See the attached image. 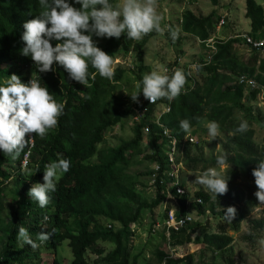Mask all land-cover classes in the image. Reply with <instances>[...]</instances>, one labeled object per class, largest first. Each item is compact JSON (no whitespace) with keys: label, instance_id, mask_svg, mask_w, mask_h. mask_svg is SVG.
<instances>
[{"label":"trees","instance_id":"1","mask_svg":"<svg viewBox=\"0 0 264 264\" xmlns=\"http://www.w3.org/2000/svg\"><path fill=\"white\" fill-rule=\"evenodd\" d=\"M211 1L213 5H217V0ZM67 2L80 7L74 0ZM109 3L114 5V0H109ZM40 11L39 0H0V86L12 74L18 75L24 83L35 78L42 87L48 88L58 103L65 105L63 114L58 118V125L48 130L43 139L33 134L32 146L29 144L17 159L0 152V211L3 210L6 198L3 194L4 183L7 179L14 178L16 185L12 196L16 205L11 218L4 220L0 216V228L6 233L5 245L0 249V264H40L38 261L26 262L28 254L17 252L21 250L17 246L20 227L27 229L38 245L41 243L37 239L38 233L50 234V239L38 248L44 247L54 254L51 264H62L57 259L56 249L63 240H68L71 249L70 264H89L88 253L96 256L91 264H195L192 254L172 257L163 247L156 248L153 257L149 259H145L142 254L131 253L130 242L135 236L132 225H140L144 213L149 212L153 229L158 219L155 209L164 203L165 192L156 184L153 187L154 199L150 202L141 200L136 189L137 177L127 173L126 169L138 156H142V160L148 164H165V148L160 128L151 123L150 132L145 136L148 143L143 145L142 127L145 121L142 120L133 124L131 139L122 140L116 147L100 148L108 128L131 119L133 100L116 92L126 79L128 70L132 69L126 70L116 64L113 67L114 76L109 80L101 77L89 61L88 87L71 80L63 67L55 62L52 71L39 72L31 57L21 54L25 47L21 37L24 22L34 19ZM244 16L250 22L248 33L253 37L264 36V6L257 4L255 0H245ZM169 27L173 29L172 24ZM215 28L213 15L197 16L192 11L185 10L180 17L179 30L198 38L200 42L212 37ZM92 38L96 36L93 35ZM145 41L144 38L136 43V40L128 39L124 33L119 39L106 38L99 48L114 60L117 58L116 50L121 45H125L124 49L133 45L136 65L132 72L139 82L145 73L150 72L141 48ZM51 43L55 46L57 41L53 40ZM238 43L241 40L235 36L216 39V52L210 63L197 68L196 74L200 80L194 79L191 87L192 81L186 76L187 82L178 97L173 100H157V104L166 102L170 107L161 116L160 122L177 139L184 167H197L199 161L190 156L192 144L184 139L193 129L198 135V126L204 121H216L224 131V140L220 143L223 155L227 157V169L222 176L226 180L229 178L228 192L218 195L217 200L213 201L211 193L197 191L195 195L203 200V204L192 205L198 214L208 211L220 219L215 232L209 233L207 229H202L192 239L196 230L192 223L177 231L171 229L166 232L165 228H160L155 236L173 249L190 243H202L211 253L221 251L233 241L228 232H238L240 222L244 219L248 221L251 231L243 235L245 240L251 242L253 236L264 233V206L258 209V200L254 195L257 188L253 185L254 177L251 174L256 163L264 159V145L259 146L255 142L252 128L244 133L236 132L240 123L233 118L235 110L244 99L245 90L248 91V99L252 100L260 93L261 88L264 89V59L260 57V52L255 51H251L247 58L237 55L235 45ZM33 68L36 73L32 76L29 73ZM183 72L186 75V70ZM171 75L172 73L169 74ZM240 75L253 78L257 87L250 89L239 84L237 78ZM154 109V106L150 107L149 113ZM183 119L190 121L192 130L188 133L179 126ZM26 153L28 165L22 168L21 161ZM59 159L69 160L70 169L66 173H58L56 190L48 193L50 202L41 208L29 197V189L33 183H43L45 165ZM11 163L16 165L14 175L9 170L8 164ZM205 163L209 165L207 168L220 167L216 163V157L211 156ZM185 171L186 169L181 174V184L184 183ZM150 174L151 169H148V182ZM185 200L186 196L179 199L180 213L185 212ZM229 206H234L237 210L231 221L224 216ZM168 207L170 206L166 209ZM255 209L258 217L251 216ZM164 216L165 212L160 220ZM101 220L108 222L106 228ZM3 221L7 222L1 224ZM102 243L111 245L112 249L105 251ZM31 248L29 245L27 249Z\"/></svg>","mask_w":264,"mask_h":264},{"label":"clouds","instance_id":"2","mask_svg":"<svg viewBox=\"0 0 264 264\" xmlns=\"http://www.w3.org/2000/svg\"><path fill=\"white\" fill-rule=\"evenodd\" d=\"M74 3L80 7L72 6L67 0H39L40 13L24 22L21 38L25 47L21 54L30 56L39 72L52 71L55 62L63 67L71 80L88 87L90 61L101 77L111 80L114 76L112 56L96 46L93 35L119 39L126 33L128 39L140 40L153 30L158 33L165 31L161 27L162 16L156 11L157 0H121L116 5L109 3V0H74ZM167 30L173 39L178 38L176 31L170 27ZM53 40L57 41L55 46L51 43ZM186 82V75L181 69L174 70L171 76L154 70L143 75L142 81L136 84L138 91L130 97L138 102L142 93L150 104L161 98L173 100L181 94ZM64 107V103H58L48 88L42 87L37 79L31 78L24 83L16 74L9 76L0 86V152L17 159L31 143L33 134L43 139L48 130L58 125ZM179 126L185 133L192 130L187 119L181 120ZM206 127L212 140L216 139L219 124L209 121ZM248 127L247 121H241L235 131L244 133ZM226 161V155L216 157L218 166H224ZM69 169L70 161L67 159L46 164L43 183H33L28 192L29 197L39 207H46L50 202L48 193L56 190L58 173H66ZM251 174L257 188L254 195L259 204L264 205V159L256 163ZM194 175V183L204 186L212 194L213 201L229 190V178L224 179L217 168L210 167ZM236 211L234 206L227 207L225 219H234ZM18 239L32 248L39 246L24 227L19 228ZM37 239L41 243L46 242L50 234L38 233ZM260 244L264 245V239L260 240Z\"/></svg>","mask_w":264,"mask_h":264},{"label":"rangeland","instance_id":"3","mask_svg":"<svg viewBox=\"0 0 264 264\" xmlns=\"http://www.w3.org/2000/svg\"><path fill=\"white\" fill-rule=\"evenodd\" d=\"M121 0H114V5L119 4ZM259 5L264 6V0H255ZM185 10L192 11L197 16H207L213 15V20L216 24L214 31L215 38L226 39L227 37H233L243 32H246L249 27L247 20L244 17L245 10V0H217V5H213L211 0H157L156 11L162 16L161 27L165 28L163 33H158L153 30L150 35L147 34L143 36L142 39H146L141 47L144 55V62L148 65L150 72L158 71L161 72L166 65L172 64L177 58H181L185 64L188 65L190 61L198 60V53L200 43L198 40L189 34H184L179 30V21L182 13ZM223 18L224 24L218 27L219 20ZM173 25L174 31L178 33V38L173 39L168 32L169 25ZM96 46L99 47L104 43L106 38L96 37L93 39ZM141 40V39H140ZM140 40H136L140 42ZM125 45H121L116 50L117 58L113 60L112 67L116 64L124 67L128 70L126 74V79L120 85V88L116 93H121L123 96H128L133 92L138 91L136 89L137 81L134 77L132 71H135L136 65V51L133 50V45L129 48L124 49ZM237 55L250 54L247 51V46L242 43L235 45ZM189 52V54H188ZM181 53L185 55L181 56ZM187 54V55H186ZM131 72V73H130ZM149 72V73H150ZM36 69L33 68L29 74L34 75ZM192 76L195 80L199 81L200 77L191 70ZM129 94V95H127ZM258 96V95H257ZM251 102L245 101L241 103L238 109L235 110L233 118L235 121L241 123V121H247L249 127L254 129V140L259 145H264V116H262V110L256 104L259 103L260 95ZM131 99V97H130ZM143 99V94L140 93L139 99ZM248 100V99H247ZM250 100V99H249ZM166 102H162L155 107V112H159L160 109L164 108ZM260 104V103H259ZM133 122L131 119H127L125 122L115 125L114 127L108 128L105 131V138L102 143H100V148H112L116 147L122 140H129L133 137ZM207 122H202L198 126V143L192 144L190 147V156L196 158L199 162L197 163L196 169H189L187 167L183 168L185 175L183 177L184 183L182 184L189 194H195L197 191H203L210 193L204 186L194 183L196 177L194 173H203L209 167L208 163H205L210 157H217L223 154L220 141L224 140V131L219 127V135L216 139L212 140L209 136L208 129L206 127ZM148 142L143 137V145ZM133 164L127 167L126 172L130 175H135L137 177L136 189L139 192L140 199L147 202L154 199V188L149 184L146 172L148 169L152 168V164L146 163L142 160V156L134 158ZM192 166L191 163H188ZM9 170L14 175L16 171V165L14 163L8 164ZM203 167H206L203 169ZM214 168V167H213ZM227 169V166H220L217 170L223 175ZM255 185V184H253ZM14 178L7 179L6 184H4V196L5 202L3 210L0 211V216L4 220H9L13 214L16 200L12 197L13 190L15 189ZM256 187V185H255ZM170 205H173L169 201ZM162 204L159 208L155 209V214L157 220L162 218L165 206H170ZM258 209H261L264 205L259 204ZM194 215L195 220L192 225L196 226L195 233L192 235V239L201 232L202 229H207L209 233L215 232L217 224L220 222L218 217H214L209 212H204V214L196 215L195 211H191ZM252 217H258L257 209L251 213ZM152 221V216L149 212H145L141 224H133L132 228L135 230V236L131 239V253L132 254H142L145 259L152 258L156 248L163 247L167 253H170L172 257H182L187 254H192L193 261L195 264H264V245L260 244V240L264 239V233L256 234L253 236V240L247 241L243 238V235L251 233L249 230V224L247 220H241L240 229L238 232L229 231L228 233L232 236V243L221 251L211 253L206 249L202 243H190L186 246L180 248H171L158 236H155L160 228L153 230L150 222ZM7 221L1 222L5 224ZM156 222V221H155ZM101 223L106 228L108 222L101 220ZM116 227V226H115ZM114 227V229H115ZM151 227V228H150ZM6 233L4 229L0 228V249L5 245ZM100 243V242H99ZM20 239L17 240V246L19 249L17 252H22L23 255L28 254L25 259L26 262H39L40 264H51L54 254L51 251L42 248H31L28 250V246ZM43 246V243H39ZM105 251L112 249V246L106 243L101 244ZM27 247V248H26ZM28 251V252H27ZM30 251V252H29ZM57 259L62 262V264H70L72 260L71 249L68 245V240H63L61 244L56 249ZM30 257V259H28ZM88 262H91L96 258L95 255L87 254Z\"/></svg>","mask_w":264,"mask_h":264},{"label":"built area","instance_id":"4","mask_svg":"<svg viewBox=\"0 0 264 264\" xmlns=\"http://www.w3.org/2000/svg\"><path fill=\"white\" fill-rule=\"evenodd\" d=\"M224 23V19L221 18L218 22V27H220ZM235 37L240 38L241 43L247 46L251 51L264 52V36L253 37L249 33H241L236 35ZM200 43L204 46V53L201 60H197L186 65L185 63L181 62L180 58H177L172 64L166 65L160 73L169 75L176 69L186 70V76L189 80L192 81V87L194 78L192 76L191 70L195 72L197 71L198 67L209 64L212 56L216 52V38L210 37L204 41H201ZM237 82L239 84L245 85L250 89L257 87L256 81L253 78L246 77L245 75H240L237 78ZM157 105V102L154 104H150L149 101H147L144 97L142 100H138V102L133 101V114L131 116V121L133 123H139L142 120L145 121L142 127L144 136H146L150 132L151 123L157 124L160 128V135L164 141L165 148V164H159L158 162L152 163L151 174L149 175V184L152 187H154V185L156 184L160 185L165 192L164 204L167 205V203L171 201L173 205H170V207H168L167 209V206L165 207L164 218L162 220H156L153 226V230L158 228H165L166 232L171 229L177 231L193 223L195 218L191 211H195V216L198 215V213L192 205H202L203 200L200 197H197L195 194H189L187 189H185V187L181 184V174L184 170L182 151L178 147L177 139L172 135L171 131L160 122L161 116L164 113H167L170 110V107L167 103L164 108L160 109L159 112H155L154 110L152 113H149L150 107H156ZM198 138V135H192L190 132L186 135L184 140L188 141L191 144H196L198 143ZM32 143L33 140L31 141L30 146H32ZM27 164L28 153L24 154L22 158V168H25ZM183 196H186V200L184 202L185 212L180 213L179 199ZM178 212L179 214H177Z\"/></svg>","mask_w":264,"mask_h":264},{"label":"crops","instance_id":"5","mask_svg":"<svg viewBox=\"0 0 264 264\" xmlns=\"http://www.w3.org/2000/svg\"><path fill=\"white\" fill-rule=\"evenodd\" d=\"M244 13H245V10H244ZM245 17V16H244ZM246 20H247V23H248V25H250V22H249V19H247V18H245ZM249 29H250V26L247 28V30H246V32H243V33H248L249 32ZM212 37H214L215 38V36L214 35H212ZM196 38V37H195ZM227 38H229V37H227ZM197 40H198V42L200 43V41H199V39L198 38H196ZM218 39V38H217ZM219 39H221V38H219ZM201 44V43H200ZM244 45V44H243ZM245 46V45H244ZM199 51H200V53H198L199 55H198V60H201L202 59V56H203V53H204V46H203V44H201L200 45V47H199ZM247 51H249V53H251V50L247 47ZM188 54H189V52H188ZM260 54H261V58H263L264 59V52H260ZM185 55V53L184 54H182L181 53V56H184ZM187 55V54H186ZM244 58H247L248 56H249V54H246V55H242ZM180 58V57H179ZM181 59V58H180ZM185 61V60H184ZM182 59H181V62H183V63H186V62H184ZM195 60H193V61H190V63H192V62H194ZM190 63H188V64H190ZM187 64V63H186ZM260 95V100H259V103L257 102V106L259 107V108H261V110H262V116H264V89L263 88H261V90H260V93L258 94V96ZM257 96V97H258ZM248 99V91L247 90H245L244 91V99H243V102H247V101H249V102H251L252 100H247Z\"/></svg>","mask_w":264,"mask_h":264},{"label":"water","instance_id":"6","mask_svg":"<svg viewBox=\"0 0 264 264\" xmlns=\"http://www.w3.org/2000/svg\"><path fill=\"white\" fill-rule=\"evenodd\" d=\"M195 133H196V131H195V129H193V130L191 131V134H192V135H195Z\"/></svg>","mask_w":264,"mask_h":264}]
</instances>
